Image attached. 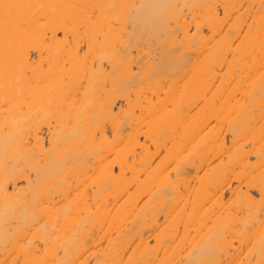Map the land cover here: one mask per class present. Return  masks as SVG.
Returning a JSON list of instances; mask_svg holds the SVG:
<instances>
[{
    "label": "bare ground",
    "instance_id": "bare-ground-1",
    "mask_svg": "<svg viewBox=\"0 0 264 264\" xmlns=\"http://www.w3.org/2000/svg\"><path fill=\"white\" fill-rule=\"evenodd\" d=\"M0 264H264V0H0Z\"/></svg>",
    "mask_w": 264,
    "mask_h": 264
}]
</instances>
